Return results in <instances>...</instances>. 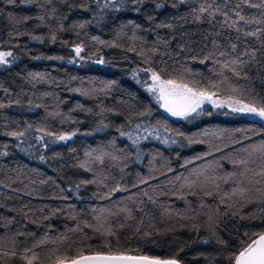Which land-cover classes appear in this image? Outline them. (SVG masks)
I'll list each match as a JSON object with an SVG mask.
<instances>
[{
  "label": "trees",
  "instance_id": "1",
  "mask_svg": "<svg viewBox=\"0 0 264 264\" xmlns=\"http://www.w3.org/2000/svg\"><path fill=\"white\" fill-rule=\"evenodd\" d=\"M192 1L199 5L198 0ZM31 4V21L25 25L15 0H0V47L5 42L19 47L22 62L16 70L24 80L23 86L16 87L0 77V104L4 105L0 143L18 146L21 142L8 133L28 129L21 140H32L44 158L48 150L71 139L53 142L54 136H45L41 142L37 137L43 132L37 129L77 134L87 115L111 134L85 145L67 171L40 170L31 159L16 160L10 152H0V264H26L20 257L27 249L38 254L34 264H52L59 255L90 254L106 246L161 259L175 257L182 264H231L229 256L248 239L244 233L264 231V178L251 173L241 176L243 168L235 163L245 159L256 172L264 166L260 154L253 152L262 144L258 125L249 117L239 126L223 121L187 125L154 105L135 82L141 75V61L150 60L172 76L200 86L218 84L217 91L224 96L243 95L245 103L264 102V55L258 52L250 63L245 57L238 77L222 67L225 57L211 43L215 41L220 50L227 49L229 41L238 44L237 51L260 49L264 23L242 26L262 31L236 41L233 30L219 24L213 29L207 19L194 22L195 6L168 5L146 25L144 18L121 9L98 8L93 0H31ZM108 10L119 13L107 17ZM243 14L264 19L255 8L245 7ZM169 23L171 28L160 26ZM78 44L84 47L83 59L73 51ZM69 52L78 62L108 71L95 75L76 73L73 67L55 70L53 62L59 59L49 57ZM205 57L210 58L201 63ZM100 59L103 64L96 63ZM25 62L31 65L24 67ZM42 62L48 68H41ZM61 82L72 91L77 105L64 102L66 95L57 87ZM233 88L238 91L233 93ZM146 110L151 115H137ZM158 122L175 130L169 137L191 140L199 147L169 165L147 145L155 134L137 144L121 135L123 131L143 137L144 127L150 126L151 131ZM117 138L145 145L152 163L147 165L139 151H124ZM241 186L248 191L233 195Z\"/></svg>",
  "mask_w": 264,
  "mask_h": 264
},
{
  "label": "snow or ice",
  "instance_id": "2",
  "mask_svg": "<svg viewBox=\"0 0 264 264\" xmlns=\"http://www.w3.org/2000/svg\"><path fill=\"white\" fill-rule=\"evenodd\" d=\"M10 2H14V0H10ZM153 2L155 3V0H153ZM190 2L191 0H171V6L176 8L178 4H189ZM93 3L101 9L113 8L116 10L130 4L132 5L131 10L139 13L145 4V0H93ZM198 4V7L192 9L194 22H203L207 19V22L213 29L219 24L222 29L233 30L237 34L236 41H240L241 37L259 36L262 31L259 28L256 29V31H249L245 30L242 26L264 23V19L257 20L253 16L243 14L245 7L255 8L261 13V16L264 17V0H198ZM155 6L159 9L164 7V3H155ZM81 7H86V5L82 4ZM217 17H219V19H217ZM41 19H43V17H41ZM151 19L152 17L149 16V20ZM134 26L137 28L140 27V25L135 24ZM160 26L172 27L170 23ZM80 27H83V25H80ZM216 35L219 36L220 33L216 32ZM34 39L39 40L40 37H34ZM52 40L55 42V36L52 37ZM101 43L103 42L101 41ZM211 43H213L218 51L219 56L225 57L222 67L238 77L241 75L242 69L246 64L245 57L248 58L247 62L250 63L256 60L258 52H260L261 55H264V51H262L264 50V42L261 43L260 49L245 47L242 51H237L238 44L236 42L229 41L228 48L225 50H220V46L216 44L215 41H211ZM73 51L76 57L83 59L81 56V53L84 51L82 44L76 45ZM9 57H13L12 51H0V65L9 64ZM208 58L210 57H205V59H202L200 62L204 63ZM49 59L63 60L64 58L49 57ZM68 62L73 64L76 63L75 60H70ZM96 63L103 64L104 61L103 59H100L97 60ZM142 71L150 74L148 79L144 82L146 85V91L154 97L155 103L159 108L163 109L164 112L168 113L171 117L187 120L189 117L204 115L205 112L207 115H212V112L206 110L204 107L207 104L215 109H229L230 112H224V115L235 113L264 122V102L259 104L255 102L245 103L243 95H241L240 98H237L234 95L224 96L218 93V84H210L206 87L200 86L183 77L172 76L166 73L163 69L156 70L152 67H148L142 69ZM231 91L235 93L238 90L233 88ZM3 106L4 105L0 104V107ZM137 115L148 116L151 115V113L146 110L137 113ZM129 123H131V121H129ZM30 127L31 126L29 125V128ZM135 127L140 129L141 125L136 124ZM149 127H144L143 130L147 135L143 137L133 136L132 132L124 133L123 131L121 132V135L126 134L128 138L132 140L133 144H137L140 139L148 140L155 134V139L162 140V142L167 145L170 140L168 134L175 131L167 124L160 122L157 123L156 127H152L151 131H149ZM27 131L28 129H24L23 131H12L8 133V135L23 143L24 141L21 140V137H24ZM37 131L43 132V135L37 137L41 142L44 141L45 136H54L55 140L53 142H66L76 135V132L56 135L50 131H44L42 129H37ZM177 134L183 135L182 133ZM185 139L188 138L185 137ZM190 142L192 141L190 140ZM171 143L175 144L177 141L172 139ZM43 147L47 148L48 144L44 143ZM245 151H248V149H245ZM253 152L259 153V158L264 161V144L255 146ZM4 154L7 155L6 152ZM249 155H251V153H249ZM41 159H43V157H41ZM98 159H101L102 162V158ZM235 163L243 168L241 176L247 177L248 174L251 173L252 177L259 176L264 178V166L260 168L259 172H256L247 167L248 161L245 159H240ZM255 183H260V180H256ZM241 185H243V181H241ZM120 190L122 189H115V191ZM247 191V188L241 186L232 194L236 195L237 192H239V194L243 195ZM137 231H139V229H137ZM244 235L248 237V239L242 243L241 247L235 254L229 256L231 264H264V231L252 234L246 232ZM205 243H207V241H205ZM28 252H32L31 256L27 255ZM4 255H8V253H4ZM11 255L15 256L16 253L12 252ZM20 258L25 260L26 264H34L39 257L34 251L27 249L25 254ZM52 264H181V261L175 257L161 259L157 256H149L139 252H133L130 249L121 250L120 248L114 249L111 246H106V250L93 251L90 252V254H85L84 251H77L71 256L62 254L57 256Z\"/></svg>",
  "mask_w": 264,
  "mask_h": 264
},
{
  "label": "rangeland",
  "instance_id": "3",
  "mask_svg": "<svg viewBox=\"0 0 264 264\" xmlns=\"http://www.w3.org/2000/svg\"><path fill=\"white\" fill-rule=\"evenodd\" d=\"M166 0H155V3H164ZM155 3L153 0H145V4L141 8V11L139 13L132 11V5L128 4L125 5L123 8H120L124 12H128L133 14L134 16L138 18H144L145 19V24L147 25V22L153 23L154 18L158 15L161 14L163 11H165V8L170 4L164 3V7L162 8H156ZM191 6L198 7L199 5H195V2L191 0L189 4H178L177 8H184V9H189ZM15 7L21 12L22 17L24 18V24L31 21V15H32V7L33 5L31 4V0H15ZM107 17H113L118 15V11H106L105 12ZM149 16L152 17L151 20H149ZM2 47V48H1ZM0 47V51H7L10 50L13 52V57H9L10 63L7 65H0V77H3L5 79H8L9 85L11 86H23L24 85V80L22 77H20L19 74H17L16 68H18L22 62V58H20V49L17 45L14 44H9V43H3V45ZM149 52H145L143 55L145 58L149 57ZM64 59L59 60L58 62L55 61L53 62L54 69L59 71L61 68L62 70H66L64 67L67 68H75L77 71L76 73L79 72H91L92 74L95 75H102L103 73H106L108 70L101 68L100 66L93 64V63H81L78 62L79 59L75 58L74 55L69 52L64 54ZM149 59V58H148ZM70 60H75L76 63H69L68 61ZM31 65V63L25 62L24 67ZM49 64H46L42 62L40 64L41 68H48ZM23 66V65H22ZM47 66V67H46ZM152 67L156 70L163 69L166 73L170 74L167 69L163 67H159L158 64L155 62H152L150 60H142L141 61V68H148ZM141 69V75L140 77L136 78V82L138 85H140L144 91L148 94L151 102L158 106L155 103L154 97H152L147 91H146V85H145V80L148 79L149 75L148 73L143 72ZM17 75V76H16ZM19 75V76H18ZM171 75V74H170ZM150 83V81H149ZM58 90L62 91L66 97L64 102L72 105H77V102L71 98L72 96V91H68V86L61 82L58 84ZM69 105V106H70ZM159 107V106H158ZM206 110H210L212 112V115H207L205 112L204 115L200 116H195V117H189L187 120L185 119H180L176 117H171V118L182 121L187 125H196L203 123L205 121H223L226 123L231 124L232 126H239L246 122L248 117L231 113L229 115H224V112H230L229 109H215L212 108L210 105H205L204 106ZM69 110V109H68ZM71 110V109H70ZM163 110V109H162ZM164 111V110H163ZM252 119L253 122H255L258 125V131L262 133V144H264V122H260L258 120H254V118L249 117ZM111 134L110 129L99 123L95 122L94 120L90 119L87 115L83 125L79 129V132L71 139L70 142H67L66 144L59 146V147H53V149L48 150L45 155L43 160H40L41 157L43 156L41 153L42 151L39 149L38 146L34 145V142L30 139L24 140L23 143H21L18 146L12 147V146H6L2 145L0 143V152L5 153V152H10L12 154V157L16 160L20 159H31L33 160L38 168L40 170H59V171H67L69 170L71 163L74 159V157L83 149V147L87 144H91L94 142H101L104 141L105 139L108 138V136ZM169 144H164L162 140H157L155 138H150L148 141L147 145L152 147L155 151H157L158 154V159L159 160H164L167 162L169 165H173L174 162H176L177 158H179L181 155L186 154L192 150L197 149L199 147L198 144L190 143L187 142L184 139H175L172 137H169ZM175 139L177 143L172 144L171 140ZM117 143L122 147L124 151L128 152H140L142 155L143 161L149 165L153 161V157L149 153L148 150H146V146L141 144L139 146L137 145H131L127 141L117 138ZM137 150V151H136ZM40 161H43L41 163Z\"/></svg>",
  "mask_w": 264,
  "mask_h": 264
},
{
  "label": "water",
  "instance_id": "4",
  "mask_svg": "<svg viewBox=\"0 0 264 264\" xmlns=\"http://www.w3.org/2000/svg\"><path fill=\"white\" fill-rule=\"evenodd\" d=\"M182 264V263H181Z\"/></svg>",
  "mask_w": 264,
  "mask_h": 264
}]
</instances>
